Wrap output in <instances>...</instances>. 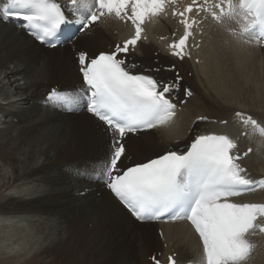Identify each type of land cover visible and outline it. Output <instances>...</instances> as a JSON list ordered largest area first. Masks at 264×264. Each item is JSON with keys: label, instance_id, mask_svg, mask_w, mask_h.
<instances>
[{"label": "bare ground", "instance_id": "1", "mask_svg": "<svg viewBox=\"0 0 264 264\" xmlns=\"http://www.w3.org/2000/svg\"><path fill=\"white\" fill-rule=\"evenodd\" d=\"M117 39L96 28L75 47L93 56ZM134 58L150 69L158 67L155 59L176 65L194 96L179 118L156 132L129 137L127 156L133 164L180 146L178 141L199 129L192 124L200 117L228 120L218 128L226 133L236 111L250 112L264 123V49L238 44L217 30L212 42L205 40L198 66L173 62L155 41L140 45ZM78 84L69 47L45 50L0 21V257L5 258L0 264H150L148 257L162 250L157 226L134 222L108 192L79 178L83 167L104 161L110 153L103 127L84 113L62 115L40 105L50 88ZM249 143L244 140L242 147ZM253 145L245 164L258 178L264 170L256 172L252 163L264 161V149L255 141ZM87 188L94 191L77 196ZM11 189L16 192L1 194ZM256 198L264 199V192ZM166 238L183 263L196 252L184 227L168 229ZM9 239L14 246L6 248ZM254 264H264V247Z\"/></svg>", "mask_w": 264, "mask_h": 264}, {"label": "snow or ice", "instance_id": "2", "mask_svg": "<svg viewBox=\"0 0 264 264\" xmlns=\"http://www.w3.org/2000/svg\"><path fill=\"white\" fill-rule=\"evenodd\" d=\"M175 0H69L70 12L77 17L81 30L104 16L128 20L135 34L114 51L88 57L78 54L79 71L85 88L75 92L52 89L45 103L72 111L84 107L105 126L110 137V154L101 168L107 187L138 220L189 221L202 242L203 264H246L255 244L249 239L256 230L264 233V203L237 202L253 186L264 187V179L255 181L245 174L234 153L237 144L227 135L197 134L183 151L169 150L155 159L121 168L126 155L124 138L141 129L167 125L176 115V104L170 94L176 85L158 80L146 70L133 73L121 54L135 47L144 31L142 25L165 12L166 4ZM196 0L179 14L184 34L169 45L172 54L183 59V50L196 23L186 13L193 11ZM130 9V14H129ZM216 9H219L217 12ZM218 23L233 21L238 29L229 31L238 37L255 38L264 43V0H218L197 7ZM16 18L35 39L55 47L61 26L68 23L65 10L57 0H0V20ZM245 42H250L246 40ZM41 71H45L41 66ZM186 95L192 92L186 90ZM235 116L244 126L264 136V126L251 115L237 111ZM205 120L207 117H200ZM223 122V121H222ZM252 149L249 148L248 152ZM245 152L244 155H248ZM155 260V264L159 261ZM169 264H178L169 256Z\"/></svg>", "mask_w": 264, "mask_h": 264}, {"label": "rangeland", "instance_id": "3", "mask_svg": "<svg viewBox=\"0 0 264 264\" xmlns=\"http://www.w3.org/2000/svg\"><path fill=\"white\" fill-rule=\"evenodd\" d=\"M192 73H189V78H190V75H191ZM2 99V98H1ZM15 101H16V98L14 99ZM260 113L262 114V112L260 111ZM15 122H16V120H15ZM262 161V162H261ZM253 166H254V168H255V170L257 171V172H261L262 171V168H263V170H264V161L263 160H261V159H259V160H256V162H254L253 163ZM263 174V173H262ZM6 181H7V179H6ZM2 183H0V185H1ZM16 191L15 190H13V189H11V190H7V191H1V194H14ZM10 240V239H9ZM13 239H11L10 241H7V243H10L9 244V246H6V248H10V246L12 245V247L14 246V242L12 241ZM13 242V243H12ZM4 256L3 255H1V257H0V260H3V259H5V258H3Z\"/></svg>", "mask_w": 264, "mask_h": 264}]
</instances>
